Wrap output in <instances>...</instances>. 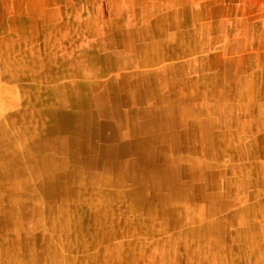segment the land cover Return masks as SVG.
<instances>
[{"label": "rangeland", "instance_id": "obj_1", "mask_svg": "<svg viewBox=\"0 0 264 264\" xmlns=\"http://www.w3.org/2000/svg\"><path fill=\"white\" fill-rule=\"evenodd\" d=\"M32 1L0 0V125L15 143L45 136L49 153H70L67 140L33 133L46 128L30 104L40 97L35 86L63 83L48 101L64 112L85 100L96 108L100 85L111 84L112 107L124 116L118 83L141 71L168 75L164 88L173 90H162L157 119L171 135L155 142L151 164H126L120 187L112 185L116 159L107 156L72 180L69 194L58 169L46 175L36 153L28 161L0 157V264H264V148L249 141L264 138V0H171L169 11L162 0H48L38 8ZM148 11L160 12L165 34L184 38L141 28ZM158 45L162 58L150 63ZM38 59L52 83L32 80ZM28 108L30 134L23 128L16 138L6 115ZM152 119L114 117L123 134L113 146L131 138L123 126ZM216 127L226 140H248L235 141L228 165L221 160L232 142L216 140ZM45 179L50 197L38 188Z\"/></svg>", "mask_w": 264, "mask_h": 264}, {"label": "bare ground", "instance_id": "obj_2", "mask_svg": "<svg viewBox=\"0 0 264 264\" xmlns=\"http://www.w3.org/2000/svg\"><path fill=\"white\" fill-rule=\"evenodd\" d=\"M206 5H211V3H206ZM189 22L191 23V20H189ZM217 26L226 30L227 32V25L225 22H218ZM158 30V34L163 39L175 40L184 38L180 35L170 37L167 33L165 34V30L162 29V27ZM167 45L170 46L172 44ZM162 53L164 52L159 50L158 45L157 50L152 53L153 57H150V63L156 62L158 59L160 60V58H162L160 57V54ZM146 81L149 80L143 79L138 75H125L118 83V86L120 89H122V93L126 96L124 102L127 99H129V101L133 100L135 102L137 99V94L140 96L145 95V90L147 87V84L145 83ZM166 84L168 83L165 82L164 79H161V82L158 83V86L160 87L159 89H162ZM100 86H104L105 88L100 94L101 96L97 98L96 108H90L89 101L87 100L83 102L80 110H76V108H74L64 112H57L58 109L54 107L55 104L53 103L49 105L48 100V105L40 100H37L34 103L37 107L35 110L36 115L40 117L43 126L46 128H37L33 131V133H37V135L39 134V137H41L43 134L51 132L53 136L58 137L59 140L60 138L65 140L64 143H61L64 146L66 145L67 140L72 146H70L69 154L66 152V154H63V156H61L60 153H46L45 155L43 153L45 151L42 149L45 147V143H42L43 138L41 143L37 140L32 144H28L26 140L24 141V139H20V143L17 144L15 141H13L15 138L11 137V135L0 125V157L15 156L28 161L34 158H29V153H36L38 155L36 158L38 162L41 163L46 175L50 174L53 169H58L59 175H61L60 178L63 182L65 193L69 194L71 192L69 184L72 180L80 177V175H82V171L89 167H100L103 156L109 155V158L114 157L116 159L115 161L111 162V167L113 168L111 175L112 185L120 187V185L124 184L125 172L122 171L125 169L126 164L131 162V159L133 158L138 159L142 164H151L150 161L153 156L155 142L157 141L158 143L163 140H168L170 139V136L161 135V132H159V134L155 133L152 136L149 135V137H143L140 140L142 136L137 134L133 135L135 138L129 140V143L123 145L122 147H119V145L112 146L110 141L112 142L114 136H117L121 131L119 125L116 124L113 127L112 119L114 117L115 119H121L124 118V116L119 114V110H117L115 107H112L111 101L113 93L111 90V84L109 85L108 83H105L104 85ZM29 110L30 109H26L23 112L13 111V113H8L6 115V119L9 121L8 125L18 127L14 135L16 138L21 136L23 128L26 134H30L29 129H26L28 128L27 121L30 120L31 117V110ZM128 118L129 115H126V119ZM16 120L19 121L16 122ZM157 120V115L155 114V122L152 125L155 128V132L157 130V126L160 128L157 124ZM134 132H138L137 129L131 128L129 131L131 134H134ZM57 155L60 156V158L57 157ZM60 167L62 168V172ZM35 174L36 172L34 170L30 172L31 176H34ZM152 179L153 184L159 183L160 174L153 172ZM30 180L31 179H28V182ZM57 180L58 179H56V181ZM50 182L51 180L47 181L45 179L43 186H38L39 189H42V187L45 189L47 197L52 195L49 194L51 187ZM47 207L48 211L51 212L50 207ZM32 212H34V210H32ZM19 241H21V239H18V242ZM14 242L15 241L13 239V245H15ZM19 246H21V244H19Z\"/></svg>", "mask_w": 264, "mask_h": 264}, {"label": "crops", "instance_id": "obj_3", "mask_svg": "<svg viewBox=\"0 0 264 264\" xmlns=\"http://www.w3.org/2000/svg\"><path fill=\"white\" fill-rule=\"evenodd\" d=\"M42 0H34V1H32L30 4H31V6H34V7H36V8H38L36 5H39V7H41V6H43L48 0H43V1H45V2H41ZM86 1V0H85ZM88 1H90L89 3H90V5H93V4H95V1H91V0H88ZM165 1V2H164ZM34 2H36V3H34ZM137 2L138 1H136V0H131V3L132 4H134V5H136L137 4ZM164 2V5L165 6H168V7H164L163 9H161L162 11L163 10H167V11H169V8H175L176 6H173L174 4H175V2H174V4L173 3H171L172 1L170 0H162V2L161 3H163ZM79 4L81 5V4H83V1H81V2H79ZM57 5V4H56ZM171 6H173V7H171ZM32 12H34V11H32ZM31 12V13H32ZM159 14H160V12H153V11H148L147 13H145L144 15H143V18H142V20L141 21H139V23H141V24H143L142 25V27L141 28H143V29H151V30H158V29H160L161 27H163V26H161V25H163L164 23H162L163 22V20L161 19L160 20V17H159ZM138 19V18H137ZM162 23V24H161ZM171 58V57H170ZM183 57H176L175 59L176 60H180V59H182ZM38 63H39V74L37 75V77L36 76H32L31 78H33L32 80H34V81H40V79H41V82L43 81V79H46L47 81L49 80V81H51V83H52V79H51V77H50V75H49V73H48V71H47V61L46 62H44V61H42V60H33L32 61V64H33V67L35 68V69H37V65H38ZM24 71H25V69L23 68V69H21V71H19L20 73H24ZM36 71V70H35ZM164 72H156V71H154V72H143V71H141V72H136V73H131L132 75H130V76H135V75H138L139 77H141V78H153V81H151V80H149V81H146L145 83L147 84V87H146V90H145V95H142V96H140V95H136V97H137V99H136V101L134 102L133 100H131V101H129V99H127L124 103H126V105H125V108H126V110L127 111H125V114H124V116L126 117V115H129V116H135L136 118H148L149 116L150 117H152L153 119H152V121L151 122H149L148 124L146 123V124H142V123H140V126H136V127H134L135 129H137V131L138 132H134V134H132L130 137L131 138H129V139H125L124 138V143H121V144H119V147H122L123 145H126L127 143H129V140H131V139H133V138H135V136H133V135H140V136H142L141 138H140V140L143 138V137H149V135L150 136H152L153 134H155V133H158L159 134V132H161L160 134L161 135H171V133L168 131L167 132V130H163L162 128H161V124H160V122L157 120V124L159 125V127L160 128H158V126H157V130H156V132L154 131L155 130V128L152 126L153 125V123L155 122L154 121V118H155V114L158 116L159 115V112H158V110H159V106H158V103H160V100L164 103L165 101H163V100H167V97L166 96H161V92H162V90H163V93H165V94H168V93H166V92H170V91H172L173 89H170V90H167L166 88H162V89H159L160 87L158 86V83L159 82H161V78L162 79H166V78H168V75H165L164 74V76L162 77L161 76V74H163ZM16 77H19V76H16ZM20 78V77H19ZM169 79V78H168ZM143 82V81H142ZM166 82V81H165ZM77 85H76V89H75V93H78L79 92V84L78 83H76ZM178 84V87H180V86H183V88H184V86H185V82H183V84H180V83H177ZM63 83L62 84H58L57 82H56V86H53V85H49V86H47L46 88H45V91H43V88L42 87H40V86H35L34 87V92H33V90H32V92L34 93V95H40V97H39V99H38V96L36 97H34V102H36L37 100H40V101H42V102H44L46 105H48L47 103V100H48V94L49 93H59V94H62V88H63ZM72 86V85H71ZM190 86V85H189ZM189 90H190V92H191V89L189 88ZM179 91V90H178ZM185 91V90H184ZM44 92V94H46L47 95V98L46 99H40L41 98V94ZM136 103V104H135ZM30 104H34V103H30ZM56 105V104H55ZM191 106V105H190ZM35 107V108H34ZM57 107V105L55 106V108ZM33 110H36V105L34 104L33 105ZM202 108H204V107H202ZM202 108H199L200 110H202ZM28 109H31V108H28ZM190 109V111H192L193 110V108H189ZM132 110H134L135 112L134 113H132L131 111ZM136 114V115H135ZM223 117V116H222ZM221 117V118H222ZM227 117V116H226ZM221 118H219L218 120H220L219 122H220V127L219 128H222L223 126V124H221V122H222V120H221ZM227 119H229V120H231V118L230 117H228ZM222 126V127H221ZM124 128H125V134H131V133H129V131H130V129H131V127H132V124H130L129 123V125H125V126H123ZM219 128H217L216 127V129L218 130ZM122 129V128H121ZM129 129V130H128ZM250 129H252V128H250ZM149 130V131H148ZM128 132V133H127ZM240 132V134H245V133H247L248 132V130H247V128H242V130L241 131H239ZM144 133H146V134H144ZM120 135L121 134H123L122 132H120L119 133ZM204 134H205V137L207 136V134H206V132H204ZM227 132H225V131H221V129H219V131L218 132H214L213 130H212V135H213V137L216 139V140H218V141H220V142H224V141H228V142H232V145H231V148H232V151L231 152H233V153H227V156H224L223 157V159L221 160V162L222 161H224V163H225V165H228L229 163H230V161H229V157L230 156H233V155H235V141H237V142H243V138H239L238 140L237 139H235V140H232V139H230V140H226L227 138H226V136H227ZM203 137H204V135H202ZM220 136H222V137H220ZM231 136H233V135H231ZM126 137V136H125ZM42 138H43V140H42ZM42 138H39V141H40V143H41V140H42V143H45V147H43L42 149H44V151L45 152H43L45 155H46V153H49L48 152V148H47V139H46V137L45 136H43ZM137 138V137H136ZM138 139V138H137ZM255 140H258V142H260V146L259 147H261V148H264V142L262 143V141H264V138H261V139H253V140H249L251 143H252V146L253 147H258V145H256V143H258L257 141H255ZM244 141H248V140H244ZM110 144H112V142L110 141ZM112 146H113V144H112ZM42 153V154H43ZM49 154H51V153H49ZM109 156V155H108ZM103 157H107L106 155L105 156H103ZM259 157V156H258ZM261 158V157H260ZM262 158H264V156H262ZM227 163V164H226ZM94 167V166H93Z\"/></svg>", "mask_w": 264, "mask_h": 264}]
</instances>
